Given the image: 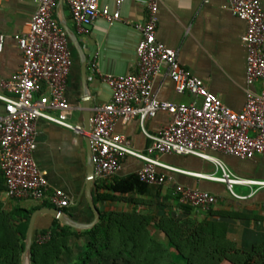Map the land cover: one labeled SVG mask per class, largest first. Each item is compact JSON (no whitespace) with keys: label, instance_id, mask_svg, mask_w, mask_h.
Returning <instances> with one entry per match:
<instances>
[{"label":"crops","instance_id":"0c3cea01","mask_svg":"<svg viewBox=\"0 0 264 264\" xmlns=\"http://www.w3.org/2000/svg\"><path fill=\"white\" fill-rule=\"evenodd\" d=\"M258 1L264 9V0ZM145 2L123 0L119 21L109 25L98 17L87 33L81 32L72 21L67 0L57 3L53 18L65 32L71 50L72 67L65 92L72 107L68 115L71 125L83 127L84 98H88L91 104V115L95 107L108 103L111 98L108 86L90 70L93 57L97 58L101 74L120 76L136 73V49L140 33L134 24L145 20ZM99 6L115 10L113 0H99ZM36 7V0H0V84L10 80L21 67L22 54L15 36L26 32ZM245 31L246 24L232 14L227 0H162L158 7L155 40L173 50L181 67L202 80L208 91L217 96L224 106L239 112L245 104L247 91H260V83L252 87L246 85L247 52L242 41ZM151 93L157 100L174 104L199 101L188 93L177 94L165 67L153 77ZM3 107L0 101V114L3 113ZM170 122L171 116L160 112L145 121L144 130L149 134H157ZM35 131L33 159L46 172L50 188L61 190L69 199L68 214L72 218L65 215L73 222L89 224L87 220L93 218V214L89 213L85 198L86 148L83 134H76L43 119L35 122ZM114 132L127 138L137 152H145L149 145L137 119L127 123L116 121ZM207 154L218 159L236 178L264 182V155L241 160L218 151H208ZM156 158L160 163L182 173L159 169L158 172L167 177L163 185H149L147 193L142 196H126L132 199V203L120 201L100 204L96 208L98 212L134 213L152 219L153 224L148 227L149 235L155 244L163 245L165 249L170 250L168 240L162 231L154 227L160 219L179 223L185 232V239L189 230L199 226L202 234L214 237L224 246L228 247V243L238 252L252 255L254 262L264 259V186L233 185L228 190L225 183L210 178L221 177V170L210 161L177 155ZM142 167V161L125 156L109 182L114 177L124 178L136 174ZM179 185L213 195L216 199L214 207L210 212H204L181 204L174 193L175 187ZM0 201L6 209L16 206L30 210L40 205L30 200H9L5 193L0 195ZM50 219L48 215H40L35 223L38 228H45L51 222ZM172 256L175 257L174 254ZM187 264L231 263L208 247L192 246Z\"/></svg>","mask_w":264,"mask_h":264},{"label":"built area","instance_id":"2783aa9c","mask_svg":"<svg viewBox=\"0 0 264 264\" xmlns=\"http://www.w3.org/2000/svg\"><path fill=\"white\" fill-rule=\"evenodd\" d=\"M115 10L100 7L99 0H67L71 18L76 27L87 33L98 18L109 25L120 20L123 0H113ZM162 0H146V17L134 24L140 33L136 53L137 71L134 74L111 76L101 74L97 58L93 57L90 70L108 86V103L94 108L90 118V151L93 182H109L120 168L125 156L143 162L136 172L139 181L160 186L167 177L158 170L182 173L160 163L157 156H194L210 161L221 170V177L210 178L233 185H259L234 177L208 151H218L241 160L264 155V9L258 0H227L228 8L246 24L242 41L246 48L245 79L247 87L260 83L259 92L247 91L241 111L224 106L210 93L202 80L181 67L173 50L155 40L158 7ZM37 7L24 34L15 36L22 54L19 71L10 80L0 84V172L5 195L9 200H30L49 203L54 208H69L66 194L51 189L42 171L33 159L36 148L35 122H47L83 134V127L71 125L68 115L72 107L65 92L72 59L67 36L53 18L59 0H36ZM2 42V39H1ZM167 69L177 94L188 93L198 102L174 104L157 100L151 93L153 77L161 68ZM164 112L171 122L157 134L144 130V123ZM137 119L144 136L149 140L145 152L135 151L130 141L114 132L116 121L127 123ZM174 193L181 204L210 212L216 203L213 195L195 188L176 186ZM48 240V235L39 242Z\"/></svg>","mask_w":264,"mask_h":264},{"label":"trees","instance_id":"16d2710c","mask_svg":"<svg viewBox=\"0 0 264 264\" xmlns=\"http://www.w3.org/2000/svg\"><path fill=\"white\" fill-rule=\"evenodd\" d=\"M97 183L93 182L91 186L96 208L105 202L132 203V199L126 196L145 195L149 186L139 181L136 174L114 177L108 183ZM3 193L5 185L0 172V195ZM42 208L54 207L43 203L30 210L16 206L6 209L0 201V264H21L30 215ZM87 209L92 214L88 206ZM60 210L69 215V208ZM69 217L72 218V215ZM50 218L51 222L45 228H38L37 222L34 225L31 264H187L192 246L208 247L231 264H264V259L254 262L252 255L238 252L230 244L224 246L214 237L202 234L199 226L189 230L185 239L184 230L174 220L160 219L154 224L166 236L168 247L173 252L169 254L167 249L153 242L148 228L153 224L152 219L142 215L99 212L98 222L82 231ZM46 235L48 240L39 242V238Z\"/></svg>","mask_w":264,"mask_h":264},{"label":"water","instance_id":"95a60500","mask_svg":"<svg viewBox=\"0 0 264 264\" xmlns=\"http://www.w3.org/2000/svg\"><path fill=\"white\" fill-rule=\"evenodd\" d=\"M85 71V66H84ZM84 95H86V89L84 86ZM82 116H83V138L86 148V183H85V198L93 214V220L89 224H79L73 222L68 216H66L60 209L57 208H42L33 212L29 219V224L26 231L25 247L21 257V264H31V244L33 241V231L37 216L48 215L58 220L61 224L69 226L73 229L87 230L92 228L99 220V212L93 204L91 186L93 184V167L91 163V151H90V118H91V104L88 102V98H84L82 101Z\"/></svg>","mask_w":264,"mask_h":264},{"label":"rangeland","instance_id":"374dc122","mask_svg":"<svg viewBox=\"0 0 264 264\" xmlns=\"http://www.w3.org/2000/svg\"><path fill=\"white\" fill-rule=\"evenodd\" d=\"M161 247H163V245H160ZM169 252V254H171V253H173L171 250H169V249H167ZM118 264H120V263H118Z\"/></svg>","mask_w":264,"mask_h":264}]
</instances>
